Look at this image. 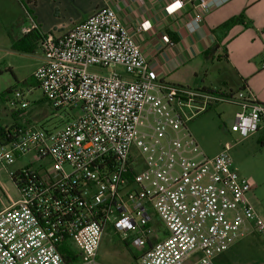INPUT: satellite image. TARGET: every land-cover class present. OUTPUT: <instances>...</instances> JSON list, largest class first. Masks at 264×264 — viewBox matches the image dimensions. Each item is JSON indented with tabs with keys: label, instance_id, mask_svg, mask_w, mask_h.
I'll list each match as a JSON object with an SVG mask.
<instances>
[{
	"label": "built area",
	"instance_id": "2783aa9c",
	"mask_svg": "<svg viewBox=\"0 0 264 264\" xmlns=\"http://www.w3.org/2000/svg\"><path fill=\"white\" fill-rule=\"evenodd\" d=\"M229 1L198 0L193 29ZM36 30L32 20L24 31ZM164 42L174 46L167 35ZM40 49L34 78L44 99L76 116L61 130L25 125L0 135V164L19 193L0 208V264H102L109 230L141 252L140 264H217L252 234L264 244V214L249 198L255 182L226 150L205 155L189 130L200 114L231 104L239 110L230 132L255 135L264 104L250 90L162 81L111 6L63 35H42ZM91 68L114 69L104 76ZM8 103L16 112L30 107L22 92Z\"/></svg>",
	"mask_w": 264,
	"mask_h": 264
},
{
	"label": "crops",
	"instance_id": "0c3cea01",
	"mask_svg": "<svg viewBox=\"0 0 264 264\" xmlns=\"http://www.w3.org/2000/svg\"><path fill=\"white\" fill-rule=\"evenodd\" d=\"M26 1L28 6L24 5V0H19L24 11L23 22L10 23L17 25V32L10 37L11 50L24 55H34V52H20L13 48L14 44L23 38L27 41L24 48L39 49L36 70L44 63L40 49L42 35L51 32L56 36L63 35L85 22L101 8L111 6L124 26L132 33L162 81L232 93L250 90L258 101L264 104V0H230L207 14L198 30L193 29L191 25L198 0H182L186 4L177 11H174L171 5L178 0ZM32 20L38 30L25 33L24 30L32 28ZM232 20L236 22L229 29H221ZM143 22L150 26L146 32L138 30ZM166 35L171 38L174 46L165 44ZM209 78L214 80L208 85L205 80ZM3 90L0 88V100L5 107L6 104L9 105L10 98L7 94L3 95ZM5 119L4 124H1L0 120V135L30 122L26 117V110L16 112L12 108L10 115ZM257 136L264 141V123L258 133L248 139ZM0 190H4L8 198L6 203L0 199V208L19 197L17 193V197L13 198L9 186L1 181ZM249 198L252 202L251 195ZM252 236L255 234L248 238ZM240 243L241 241L232 248ZM218 258L216 262L220 264Z\"/></svg>",
	"mask_w": 264,
	"mask_h": 264
},
{
	"label": "rangeland",
	"instance_id": "374dc122",
	"mask_svg": "<svg viewBox=\"0 0 264 264\" xmlns=\"http://www.w3.org/2000/svg\"><path fill=\"white\" fill-rule=\"evenodd\" d=\"M24 5L28 6L26 0ZM23 12L19 0H0V88L4 89V92L11 89L12 93H8L9 98L15 92H22L26 96L30 102V107L26 110V117L30 121L28 125L46 130H61L75 118L76 114L69 108L56 110L44 99L43 92L32 76L38 65L40 50L35 48L34 55H24L11 50L10 37L17 32V25L10 23L23 22ZM113 69L98 71L91 68V71L108 76ZM115 69L123 71L121 67ZM212 80L214 79L205 80L206 84L209 85ZM10 110L9 105L6 104L4 107L0 100L1 124L5 123ZM237 111V106L231 104L213 106L194 118L189 124V130L205 155L212 157L223 150L230 154L235 169L242 176L255 182L256 187L251 194L252 204L259 213L264 214V141H261L259 136L244 141L229 131ZM31 160V155L26 156L7 169L11 171L19 169ZM42 163L44 162H37L36 165ZM0 181L9 186L12 197L16 198L17 188L1 164ZM0 199L8 202L4 190H0ZM248 237L218 258L219 263L264 264L262 239L256 234ZM140 257L141 252L131 248L123 238L111 230L105 234L98 253V259L102 264H140Z\"/></svg>",
	"mask_w": 264,
	"mask_h": 264
},
{
	"label": "trees",
	"instance_id": "16d2710c",
	"mask_svg": "<svg viewBox=\"0 0 264 264\" xmlns=\"http://www.w3.org/2000/svg\"><path fill=\"white\" fill-rule=\"evenodd\" d=\"M236 22V20H232L228 23H226L225 25H223L221 27V29H229L234 23ZM27 41H25V38L19 40L18 42H16V44H14L13 48L16 50V51H20V52H26V53H32L34 52V49L33 48H24V44L26 43ZM8 93H12L11 89H8L7 91L3 92V95H8ZM264 144V143H263Z\"/></svg>",
	"mask_w": 264,
	"mask_h": 264
}]
</instances>
